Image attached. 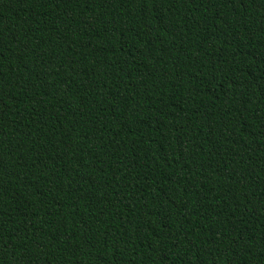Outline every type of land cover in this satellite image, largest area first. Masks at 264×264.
Masks as SVG:
<instances>
[{
  "label": "trees",
  "instance_id": "obj_1",
  "mask_svg": "<svg viewBox=\"0 0 264 264\" xmlns=\"http://www.w3.org/2000/svg\"><path fill=\"white\" fill-rule=\"evenodd\" d=\"M0 264H264V0H0Z\"/></svg>",
  "mask_w": 264,
  "mask_h": 264
}]
</instances>
